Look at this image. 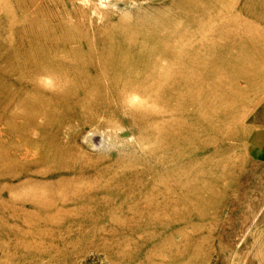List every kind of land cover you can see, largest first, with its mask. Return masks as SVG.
Listing matches in <instances>:
<instances>
[{
	"label": "rangeland",
	"instance_id": "374dc122",
	"mask_svg": "<svg viewBox=\"0 0 264 264\" xmlns=\"http://www.w3.org/2000/svg\"><path fill=\"white\" fill-rule=\"evenodd\" d=\"M0 264H264V0H0Z\"/></svg>",
	"mask_w": 264,
	"mask_h": 264
},
{
	"label": "clouds",
	"instance_id": "9594fccd",
	"mask_svg": "<svg viewBox=\"0 0 264 264\" xmlns=\"http://www.w3.org/2000/svg\"><path fill=\"white\" fill-rule=\"evenodd\" d=\"M38 82L40 86L46 91L55 90V85L50 77H41ZM133 99H138V97H134Z\"/></svg>",
	"mask_w": 264,
	"mask_h": 264
}]
</instances>
